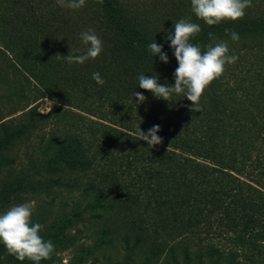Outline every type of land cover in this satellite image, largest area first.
I'll use <instances>...</instances> for the list:
<instances>
[{
  "label": "trees",
  "instance_id": "obj_1",
  "mask_svg": "<svg viewBox=\"0 0 264 264\" xmlns=\"http://www.w3.org/2000/svg\"><path fill=\"white\" fill-rule=\"evenodd\" d=\"M180 19L201 26L191 43L202 51L226 41L238 57L206 90L201 112L182 94L169 102L139 87L141 74L175 84L178 61L166 37ZM89 29L102 53L68 63L70 53L86 54L81 33ZM153 42L168 63L149 51ZM0 46L52 103L46 115L31 107L0 120V214L29 195L60 206L50 221H33L55 246L40 264H60L55 253L72 246L69 230L83 211L112 222L114 231L100 229L70 264H84L118 238L121 264H264V0H252L243 19L213 26L195 16L191 0H154L142 11L120 0H86L80 9L0 0ZM135 92L146 101L137 102ZM154 125L163 142L152 148L137 129ZM21 145L33 154L22 153L25 164ZM119 228L125 232L117 237ZM0 264L35 262L17 260L0 243Z\"/></svg>",
  "mask_w": 264,
  "mask_h": 264
},
{
  "label": "clouds",
  "instance_id": "obj_2",
  "mask_svg": "<svg viewBox=\"0 0 264 264\" xmlns=\"http://www.w3.org/2000/svg\"><path fill=\"white\" fill-rule=\"evenodd\" d=\"M61 7L80 9L85 6L86 0H56ZM103 4L104 0H97ZM192 12L197 18L207 25H219L225 21H238L246 15V9L252 6V0H191ZM201 26L189 19H180L174 24V33L169 32L166 40L171 42L174 55L178 61L175 70L174 85H161L158 78H149L141 74L139 87L151 91L157 99L171 100L173 94L184 95L192 102V111H202L201 99L209 87L221 78L226 66L234 64L237 56L229 54L226 41L210 44L206 51L191 43V40L200 34ZM230 33L233 41H239V34L225 29ZM213 41L216 37L209 33ZM81 40L87 46L86 54L74 56L71 53L65 56L68 63L84 64L87 60L96 59L103 51V42L89 29L81 33ZM149 51L154 56H159L164 63L169 62L168 55L163 52L162 45L156 42L148 45ZM97 84L103 85L105 81L99 72L93 73L92 77ZM137 102L143 103L146 97L140 92H135ZM161 131L159 125H154L145 133L139 127L137 134L139 140L146 141L149 147L154 148L163 142L162 137L157 135ZM34 206L31 203H21L11 206L6 212L0 214V243L4 245L7 253L19 261H32L40 264L41 261L51 259L55 246L51 240L45 241L40 235L44 226L40 223L33 224Z\"/></svg>",
  "mask_w": 264,
  "mask_h": 264
},
{
  "label": "rangeland",
  "instance_id": "obj_3",
  "mask_svg": "<svg viewBox=\"0 0 264 264\" xmlns=\"http://www.w3.org/2000/svg\"><path fill=\"white\" fill-rule=\"evenodd\" d=\"M51 6L55 7L56 0H47ZM126 6H131L135 11L139 8L141 11L146 8L150 10V4L154 3V0H120ZM258 8V6H257ZM238 46H241L238 44ZM23 70L17 65V61L12 58V55L8 52L2 51L0 46V120H7L11 118H17L21 113L27 109L34 107L41 114L46 115L50 111L52 103L43 97L39 92L38 84L35 83L31 78L24 75ZM50 129V127H48ZM25 145L20 146V154H22ZM29 157L31 150L25 152ZM25 154L20 156V161L26 163L27 159ZM100 173V168H97ZM99 180V178H98ZM78 195L75 193L72 199L68 200V209H72L71 204L76 201ZM31 203L34 206L32 221L47 217V221H50L60 210V206L57 201L52 206H48L47 203L38 197L26 196L24 202ZM84 205L79 207V210L83 211ZM93 214L89 211H83L80 222H78L71 230L69 234L74 236V242L72 246L66 250L58 251L55 253V257L59 260L60 264H70L78 256L79 251L84 247H89L97 240L100 229L108 228L114 231L112 222H104L100 218H93ZM100 214V213H99ZM151 229V225H147ZM125 232V228H119L115 231L117 237ZM206 235L202 234V242L207 241ZM211 237H208L210 239ZM215 242V240H213ZM119 238L114 242L112 248L98 249L96 253L90 256L84 264H121L124 252L121 248H117ZM173 242L170 241L169 244ZM196 252L198 246H191ZM206 264H212L208 262Z\"/></svg>",
  "mask_w": 264,
  "mask_h": 264
}]
</instances>
